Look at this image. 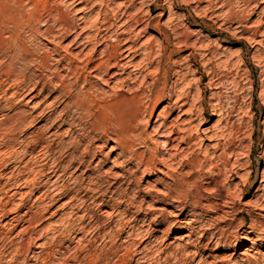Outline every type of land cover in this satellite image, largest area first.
I'll return each instance as SVG.
<instances>
[{"label":"rangeland","instance_id":"374dc122","mask_svg":"<svg viewBox=\"0 0 264 264\" xmlns=\"http://www.w3.org/2000/svg\"><path fill=\"white\" fill-rule=\"evenodd\" d=\"M10 1L20 24L0 38V264H138L137 253L156 239L148 254L162 264L170 251L172 264H264V0ZM110 45L122 51L118 65L90 74ZM69 59L88 67L73 88L83 109L74 99L55 104ZM22 78L41 84L14 95L13 80ZM74 81L64 79L68 91ZM123 96L139 107L133 148L143 162L157 158L155 169L118 157L109 138L94 142L95 156L80 170L69 158L56 165L58 143L67 150L81 139L80 156L98 134L91 105L96 112L97 102ZM217 106L221 118L212 115ZM43 111L51 122H39ZM164 111L186 132L167 144ZM18 116L27 121L15 123ZM39 138L55 141L46 160L34 146ZM182 179L181 194L191 198L164 197V185ZM194 203L202 208L190 215ZM202 234L197 256L188 244Z\"/></svg>","mask_w":264,"mask_h":264},{"label":"bare ground","instance_id":"6f19581e","mask_svg":"<svg viewBox=\"0 0 264 264\" xmlns=\"http://www.w3.org/2000/svg\"><path fill=\"white\" fill-rule=\"evenodd\" d=\"M19 2V1H17ZM22 2V1H21ZM28 2V1H27ZM26 2V4H27ZM211 3V2H210ZM19 5V4H18ZM41 5V4H40ZM28 8V7H27ZM35 9V8H33ZM37 9V8H36ZM23 10V9H22ZM43 10V9H42ZM47 11V10H46ZM24 12V11H23ZM38 12V10H37ZM43 13V11H42ZM18 15H19V11L17 8H15L13 6V4H11V1L10 0H0V38H2L3 34L6 32V33H9L10 36H13V32L16 28L19 27V24H20V21L18 19ZM29 15V13H28ZM37 15V13H36ZM35 14L31 15L30 19H35L37 18V16L39 17V15L36 16ZM29 19V18H28ZM81 19V18H80ZM21 20V19H20ZM29 21V20H28ZM36 23V22H35ZM23 24V23H22ZM30 24V23H29ZM56 24V23H55ZM8 25H13V27H8ZM24 27V26H23ZM31 28V27H30ZM29 28V29H30ZM34 28V27H33ZM58 28V27H57ZM32 29V28H31ZM52 29V28H51ZM22 30V29H21ZM38 30V29H37ZM45 30V29H44ZM66 30V29H65ZM55 31V30H54ZM41 32V31H40ZM48 32V31H47ZM18 33V32H17ZM41 34V33H40ZM49 34V33H48ZM16 35V34H15ZM51 35V34H50ZM79 35V34H78ZM9 36V37H10ZM77 37V35H76ZM95 38V37H94ZM76 39V38H75ZM107 40V39H106ZM13 48V47H12ZM128 48V47H127ZM129 49V48H128ZM128 49H125V51H127ZM119 50V46L116 45H110V48L107 49L105 51V55H106V59L100 63H98L96 66H94L95 68L94 69H91L90 71V74L93 73V72H98V73H106L108 75L109 73V70L106 69L105 67L109 64H111L112 62H114L113 64L114 65H118V62H119V56L122 54L120 52H118ZM20 53V52H19ZM17 57V56H16ZM50 57V56H49ZM34 58V57H33ZM51 58V57H50ZM49 58V59H50ZM48 58L47 57H44L42 58V62L44 63H48ZM62 60H58L57 59V63L59 64ZM76 60H72V59H69V62L68 64L66 65V67H64L63 69L66 70V73L65 75H63V79L61 80V86H62V89L58 92V96H56L55 98V104L57 103H64L66 102L67 100L69 101H72V104H73V107L74 108H77V109H83L84 108V99L81 98L82 96H80L79 94H74V90L73 88L75 89L77 86H78V83L81 81V79L84 77H82V75L84 74L82 70H85L87 66H85L84 69H81L79 66L75 65V62ZM97 61V59H90V64H94L95 62ZM46 63V64H47ZM3 65V64H2ZM48 65V64H47ZM1 66V65H0ZM2 67V66H1ZM48 67L50 68V66L48 65ZM115 67V66H113ZM43 68V67H42ZM45 68V67H44ZM88 68V67H87ZM112 68V67H111ZM110 68V69H111ZM79 69L82 71V72H79ZM53 70V69H52ZM14 71V70H13ZM12 73H9L8 76H11ZM59 70L58 68H55L53 71H52V75L53 77L57 78V77H60L59 75ZM23 75V74H22ZM69 75L75 79V81L70 84L69 86L71 87L72 90L68 91V88L67 86L68 85H65V82H64V79H66L67 77H69ZM97 75V74H96ZM96 75H94V77H96ZM20 76V75H19ZM14 77V76H13ZM23 77V76H22ZM31 77V76H30ZM51 78V77H50ZM17 79V78H16ZM20 79V78H18ZM17 79V80H18ZM23 79V78H22ZM21 79V80H22ZM14 81L13 80V83H15V87L17 88V91L14 92L13 94L14 95H18V93H21V92H30V91H34L37 89V87L41 84L40 81L39 82H34L32 84L27 81ZM11 82V81H10ZM9 82V83H10ZM12 83V84H13ZM11 84V83H10ZM84 84L85 85H88L89 83L87 82V80L85 79L84 80ZM91 84V83H90ZM14 87V86H13ZM15 88V89H16ZM44 88V87H43ZM5 90V89H4ZM93 90V88H92ZM21 91V92H20ZM94 91V90H93ZM2 92V91H1ZM84 96H86L87 94L89 93H83ZM153 94V90H150L149 91V95H148V100H150V97L151 95ZM82 95V94H81ZM90 96L87 97L88 100L90 101H94L95 102V99L92 98V94L90 93L89 94ZM1 96V95H0ZM135 98V97H134ZM134 98H130V99H127L125 98L124 96L123 97H117L114 99V101L110 104H100L97 102V110L96 112H92L91 109L93 108V106L91 105L90 107V121L93 120L91 123H90V128H92L93 131H98V134H95L96 137L95 138H90V141H89V144H85V148L83 150V152L80 154V156H76L75 154L78 153L79 151V147H81V139L79 140V142H73L72 144V147H70L69 149L67 150H64L66 149L65 146L64 148L62 147V143H58V146L60 147V150L58 151V153L60 154L59 156V159L58 161L56 162L58 165V163L61 164V162H65L64 159L66 158H69V163L70 165H74V164H78L77 169L76 170H80L81 168L85 167L86 163H87V158L88 157H93L95 156V153L93 151V144L94 142L96 141H100L102 139L105 140V138H109L110 140L114 141L117 148L120 149V153L118 155V157H125L127 155H130V159L132 161H136L138 160L137 162V165L138 166H142L143 165L145 166V168H148V167H154L153 169H155V165H156V161H157V158H153L151 159V162H149L148 160L146 162H143V158L145 156V154L143 153H138L137 150H134V144L135 142L137 141L136 138L137 136H139L138 134H135V128L133 126V123L134 121L137 119V116L140 114H138V110H139V107L138 105L136 106L135 103H134ZM100 100V99H98ZM138 100V99H137ZM179 100V99H178ZM54 101V100H53ZM87 101V100H86ZM89 102V101H88ZM93 102V103H94ZM102 102V101H101ZM136 102V101H135ZM149 102V101H148ZM90 105V104H89ZM220 105V104H218ZM213 106V105H212ZM67 107V105H66ZM167 107V106H166ZM65 110V108H64ZM62 110V111H64ZM173 109L171 108L169 111H172ZM213 113L212 115L214 116H218L219 118H221L224 114H223V111L221 108H219L218 106L217 107H214L213 109ZM83 111V110H82ZM168 111V112H169ZM46 112V111H45ZM47 113L44 114V111L43 112H40V115H39V118H40V121H47V122H51V116L47 117ZM161 115V114H160ZM163 115H164V124H160V127L162 128V134L164 135V143L167 144L169 141H176V138L178 137H175V136H178L180 133L182 132H185L184 131V128L185 127H180V126H174V124H172L173 122L170 120L169 121V117L166 116V111L163 112ZM32 120V119H31ZM65 120V119H64ZM27 119L26 117H16L15 119V123H21L23 124L24 122H26ZM38 121L37 118H34L32 122H36ZM63 121V120H62ZM220 121V120H219ZM82 122V121H81ZM179 122V121H178ZM65 123V122H64ZM200 123V121H199ZM180 125V124H179ZM185 125H191L189 122L185 123ZM71 127V126H70ZM69 127V128H70ZM82 127V126H81ZM94 132V133H95ZM66 134L70 135V133L72 134V127L67 130L65 132ZM186 133V132H185ZM82 134V133H81ZM94 136V135H93ZM83 137V136H81ZM91 137V136H90ZM79 139V138H78ZM184 139V138H183ZM194 139V138H193ZM178 140V139H177ZM5 141V140H4ZM182 141V140H181ZM192 135H188L182 142H184V144L186 145V148L187 149V152L189 149L192 148ZM46 142V145L42 146L41 144L45 143ZM55 144V141L52 140V141H48V140H43L42 138H39V140L34 144V146H41V155L43 156V159H48L51 155V150H52V147L53 145ZM231 144V143H230ZM70 145V144H69ZM179 145V144H178ZM231 148V147H229ZM114 149V148H113ZM133 149V150H132ZM184 149V150H185ZM175 150V149H174ZM168 151L171 153L172 151V147L168 149ZM191 151V150H190ZM228 151V150H227ZM226 151V152H227ZM55 152V151H54ZM191 153V152H190ZM225 153V152H223ZM191 155V154H190ZM169 156H173V157H176L175 153L174 154H170ZM221 156V155H220ZM225 156V155H224ZM153 157V156H152ZM186 157V156H185ZM188 157V156H187ZM221 158V157H220ZM171 160V159H170ZM211 160V159H210ZM160 161H163L164 162V158H161ZM172 161V160H171ZM44 163V162H43ZM193 163V162H192ZM227 163V162H226ZM167 163H165L166 165ZM192 165V164H191ZM194 165V164H193ZM194 167V166H192ZM196 167V166H195ZM58 168V166H57ZM57 168L55 169V171L53 170L51 173H53V175H56L58 173H56ZM138 168V167H137ZM151 169V168H150ZM164 173V172H163ZM61 174V173H60ZM221 174V173H220ZM14 175V174H13ZM52 175V176H53ZM123 179L124 180H128L130 177H132V174L131 173H126L125 176H123ZM187 179V178H186ZM183 181L181 182H178L177 184L174 185V188H172L171 186H168V185H164L165 187V190H166V193H165V196L164 197H168L170 196V194L172 193H176V197L174 196L175 199H189L191 198V192H188L186 193L184 196H182V190H181V187H182V184L183 182H185L184 179H182ZM188 180V179H187ZM25 181V180H24ZM110 182V181H109ZM188 182V181H186ZM160 183V182H159ZM161 184V183H160ZM19 185V184H18ZM90 185H98L97 182H92L90 181ZM85 186V185H84ZM54 187V186H53ZM184 187V186H183ZM84 188V187H83ZM98 190V189H97ZM96 191V190H95ZM185 192V191H184ZM178 193V194H177ZM116 194V193H115ZM195 194V193H194ZM218 195V194H217ZM118 196L119 197H122L123 199V196H125V194H120L118 193ZM225 196V195H224ZM219 197V195H218ZM188 202V201H187ZM202 205H200L199 203H194V204H190L189 207L191 208V213L190 215H193L194 214V211L199 209V208H202L201 207ZM219 206V205H218ZM187 207V206H185ZM185 209V208H183ZM36 222V221H35ZM85 225V224H84ZM98 226V225H97ZM73 227V226H72ZM98 228V227H97ZM209 228V227H208ZM253 229V228H252ZM96 230V229H95ZM92 231H93V228H92ZM191 231V230H190ZM98 232V231H97ZM108 233V232H107ZM97 234V233H95ZM137 234V233H136ZM139 235V234H138ZM137 235V236H138ZM141 236V235H140ZM185 237H189V239L192 238V233L186 235ZM207 236H204L203 234L199 237L200 239H202L201 241H198L196 242L194 245L192 243L188 244L189 247H193L196 252L195 254L198 256V250H201V247H200V243L202 244V241L204 239H206ZM246 239H249V236H246L245 237ZM149 240V239H148ZM28 241V240H27ZM39 241V240H38ZM146 241V240H145ZM8 244V243H7ZM155 244V245H154ZM159 240L156 239V240H152L149 245H152V247H148V249L146 250H143V251H140L139 253H136L138 255H142L139 260H138V264H144V263H150V262H154V264H162V263H158L160 261V258L158 259L157 257L160 255V249L157 248L155 250V254H156V258L158 259L157 261H152L153 258H151L152 256L148 254V251L150 253H152V248L153 247H158L159 245ZM132 245V244H131ZM187 246V245H186ZM24 248V247H23ZM182 249V248H181ZM165 250V249H164ZM184 250V249H183ZM162 251V250H161ZM168 251V250H167ZM167 253V252H166ZM90 254V253H89ZM92 254V253H91ZM154 254V253H153ZM152 254V255H153ZM166 256V255H165ZM164 256V257H165ZM172 256H174L173 252L170 251V253H168V256L165 257V259L163 260L164 264H172L171 263V260H172ZM176 256V255H175ZM128 257V256H127ZM254 257V256H253ZM10 258V257H9ZM175 258V257H174ZM201 258V257H200ZM221 259V258H220ZM88 260V259H87ZM155 260V258H154ZM176 260V259H175ZM228 260V259H227ZM201 261V259H200ZM91 262V261H90ZM178 262V261H177ZM176 262V263H177ZM248 262H250V259L248 260ZM200 262H198L197 264H199ZM175 264V262H174Z\"/></svg>","mask_w":264,"mask_h":264}]
</instances>
